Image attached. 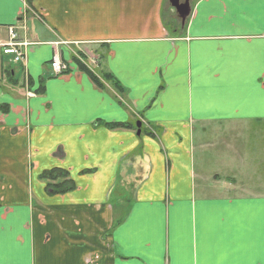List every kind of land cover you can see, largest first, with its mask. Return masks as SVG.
I'll return each mask as SVG.
<instances>
[{
	"label": "crops",
	"instance_id": "1",
	"mask_svg": "<svg viewBox=\"0 0 264 264\" xmlns=\"http://www.w3.org/2000/svg\"><path fill=\"white\" fill-rule=\"evenodd\" d=\"M189 2L0 0V264H264V0Z\"/></svg>",
	"mask_w": 264,
	"mask_h": 264
},
{
	"label": "rangeland",
	"instance_id": "2",
	"mask_svg": "<svg viewBox=\"0 0 264 264\" xmlns=\"http://www.w3.org/2000/svg\"><path fill=\"white\" fill-rule=\"evenodd\" d=\"M79 54L81 57H79L78 54H76L74 59L77 61H80L87 68H90L92 70H94V68H96V67L93 68V66H95L96 64L98 65V61L104 55V54H101L100 56L96 55L95 52L90 51V50L86 51V53L85 52L84 53L79 52ZM81 58H83V60ZM60 59H61V57H60ZM17 63H20V62H17ZM98 66H97V68H98ZM68 70H69V68L67 66V68L65 69L64 72H67ZM252 136H254V135H252ZM233 143L236 145V147H241V150H243V151L247 150L248 152H250V154L247 156L248 160L250 161V165H248V169H247V175L253 177V175H254V172H253L254 157L253 156H254L255 151L258 149L257 140L254 141V138L252 137L251 141H248L247 144H246V141H244V140H241V141L235 140ZM240 163H242L241 160L238 161V164H240ZM244 164H245V162H244ZM248 170H250V171H248ZM59 176L62 177V174H59ZM263 177H264V174H263Z\"/></svg>",
	"mask_w": 264,
	"mask_h": 264
},
{
	"label": "built area",
	"instance_id": "3",
	"mask_svg": "<svg viewBox=\"0 0 264 264\" xmlns=\"http://www.w3.org/2000/svg\"><path fill=\"white\" fill-rule=\"evenodd\" d=\"M10 37L11 40L8 44L5 45L4 52L6 54H14L16 60H22L24 52L21 50V48H25L29 45V43L18 41V35L14 28L10 29ZM51 64L55 73L64 72L67 68L66 64L59 59L58 55L54 56Z\"/></svg>",
	"mask_w": 264,
	"mask_h": 264
},
{
	"label": "trees",
	"instance_id": "4",
	"mask_svg": "<svg viewBox=\"0 0 264 264\" xmlns=\"http://www.w3.org/2000/svg\"><path fill=\"white\" fill-rule=\"evenodd\" d=\"M30 1H31V0H28V2H30ZM77 62H78L79 66H80V68H81L82 70H85L87 73H89L90 77L93 79V81H94L97 85L102 86L100 79L98 78V76H96V75L93 73V71H92L90 68H87V67H86L84 64H82L80 61H77ZM116 87H117V89L119 88L118 84H116ZM57 171H59V170H55V172H57ZM52 173H53V172H49V173H47L46 175H52V176H53ZM54 177H56L55 179H56L57 181H59L57 184L53 185V189H54V191L63 192L64 190H68V187H67V186H68L69 184L71 185V188H74V184H73V181H72V180H69V179H67L66 177H65L64 180H59L60 177L57 176V175L54 176Z\"/></svg>",
	"mask_w": 264,
	"mask_h": 264
},
{
	"label": "water",
	"instance_id": "5",
	"mask_svg": "<svg viewBox=\"0 0 264 264\" xmlns=\"http://www.w3.org/2000/svg\"><path fill=\"white\" fill-rule=\"evenodd\" d=\"M170 1L172 6L176 9L179 16L183 19V21H185L191 12V6L189 0H185L184 2H181V0H170Z\"/></svg>",
	"mask_w": 264,
	"mask_h": 264
},
{
	"label": "flooded vegetation",
	"instance_id": "6",
	"mask_svg": "<svg viewBox=\"0 0 264 264\" xmlns=\"http://www.w3.org/2000/svg\"><path fill=\"white\" fill-rule=\"evenodd\" d=\"M182 1V0H181Z\"/></svg>",
	"mask_w": 264,
	"mask_h": 264
}]
</instances>
